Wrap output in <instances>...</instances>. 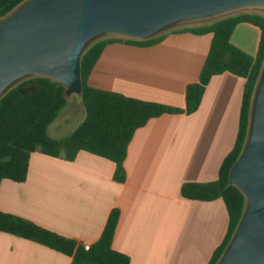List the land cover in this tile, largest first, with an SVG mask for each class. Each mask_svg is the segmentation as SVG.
I'll list each match as a JSON object with an SVG mask.
<instances>
[{"label":"crops","instance_id":"crops-1","mask_svg":"<svg viewBox=\"0 0 264 264\" xmlns=\"http://www.w3.org/2000/svg\"><path fill=\"white\" fill-rule=\"evenodd\" d=\"M258 35L255 27L239 23L230 41L254 55ZM211 38L210 33L168 31L149 46L110 43L95 61L87 85L184 109L186 86L197 82ZM243 84V78L228 72L214 75L193 113L162 114L136 129L123 161V182L114 180V164L103 157L79 151L66 161L33 151L25 181L0 182V211L92 244L117 208L112 247L127 255L129 264H207L226 231L225 205L221 199L186 200L180 187L217 178L235 140ZM71 260L0 231V264Z\"/></svg>","mask_w":264,"mask_h":264},{"label":"trees","instance_id":"trees-1","mask_svg":"<svg viewBox=\"0 0 264 264\" xmlns=\"http://www.w3.org/2000/svg\"><path fill=\"white\" fill-rule=\"evenodd\" d=\"M21 1L23 0H0V18ZM239 23L249 24L259 32L254 55L245 53L230 41L231 34ZM168 31L212 35L197 82L186 86L184 109L87 85V77L106 45L116 42L149 46L161 41ZM263 63L264 15L248 11L202 24L171 28L144 40L101 38L89 45L81 56L80 98L85 117L66 137L53 139L47 134L49 124L58 117L66 104L65 88L60 83L46 77H28L15 84L0 98V182L25 181L29 156L36 150L66 161H72L79 151L103 157L114 164V180L123 182V161L135 130L150 118L162 114L183 111L187 114L193 113L198 108L211 77L228 72L244 79L233 146L223 158L214 181L189 182L180 187V195L186 200L204 202L221 199L225 205L228 217L226 231L207 263L215 264L228 245L245 206L243 195L228 182V171L239 156L246 138L253 92ZM119 215L117 208L109 212L99 238L90 244L88 250L71 238L1 211L0 231L65 254L72 258L71 264H129V257L112 247Z\"/></svg>","mask_w":264,"mask_h":264},{"label":"water","instance_id":"water-1","mask_svg":"<svg viewBox=\"0 0 264 264\" xmlns=\"http://www.w3.org/2000/svg\"><path fill=\"white\" fill-rule=\"evenodd\" d=\"M248 10L264 13V0H23L0 18V98L28 77L54 80L67 96L80 94V59L93 40H144ZM228 182L245 206L215 264H264V63Z\"/></svg>","mask_w":264,"mask_h":264},{"label":"rangeland","instance_id":"rangeland-1","mask_svg":"<svg viewBox=\"0 0 264 264\" xmlns=\"http://www.w3.org/2000/svg\"><path fill=\"white\" fill-rule=\"evenodd\" d=\"M248 12H254L264 15L263 12L258 10H248ZM208 22V21H207ZM206 22L194 23L202 24ZM190 24V25H194ZM99 39L93 40L92 43ZM85 110L81 102L80 94L78 95H66V104L60 111L58 117L49 124L48 134L51 137H57L53 139H60L69 135L84 119ZM60 125L57 127L56 125Z\"/></svg>","mask_w":264,"mask_h":264},{"label":"built area","instance_id":"built-area-1","mask_svg":"<svg viewBox=\"0 0 264 264\" xmlns=\"http://www.w3.org/2000/svg\"><path fill=\"white\" fill-rule=\"evenodd\" d=\"M82 246L84 247L85 250H88V248L90 247V244L82 243Z\"/></svg>","mask_w":264,"mask_h":264}]
</instances>
